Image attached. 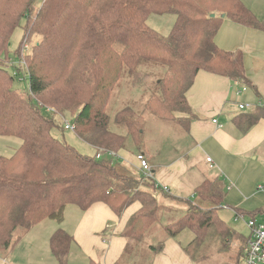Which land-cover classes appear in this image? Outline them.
Here are the masks:
<instances>
[{
	"label": "trees",
	"instance_id": "obj_1",
	"mask_svg": "<svg viewBox=\"0 0 264 264\" xmlns=\"http://www.w3.org/2000/svg\"><path fill=\"white\" fill-rule=\"evenodd\" d=\"M36 1L0 0V137L20 141L9 157L0 156V257L41 222L60 225L67 206L86 210L103 203L120 215L138 202L140 209L123 232L128 247L115 264H150L166 238L195 264L205 263L204 248L227 249L238 240L241 250L233 264H239L247 239L218 218L223 200L218 181H204L196 191L208 208L167 196L186 208L172 219V211L158 205L152 181L120 173L113 160L94 156L120 150L144 154L146 115L184 129L191 116L185 95L199 70L248 85L240 54L217 48L214 36L224 17L258 30L264 23L240 0ZM150 14L175 16L168 36L147 26ZM22 19L18 57L26 67V93L14 87L21 68L15 76L6 70L13 65L10 38ZM33 35L39 40L25 57L23 47ZM122 87L129 90L123 98ZM68 114L72 132L93 155H82L52 135L55 118ZM261 119L264 108L239 116L236 124L245 132ZM163 220L168 222L162 225ZM157 226L163 238L139 256ZM71 240L61 229L51 235L50 253L58 264H67Z\"/></svg>",
	"mask_w": 264,
	"mask_h": 264
},
{
	"label": "crops",
	"instance_id": "obj_2",
	"mask_svg": "<svg viewBox=\"0 0 264 264\" xmlns=\"http://www.w3.org/2000/svg\"><path fill=\"white\" fill-rule=\"evenodd\" d=\"M240 2L256 20L264 23V0ZM214 43L220 50L240 54L248 85L204 70L196 73L185 95L191 116L183 129L184 138L172 150H168L169 144L156 147L157 137L154 136L149 141L151 145H147L144 150L145 159L153 173L152 182L156 188L153 195L156 200L162 195H168L194 201L197 200L196 191L204 181L216 180L222 188V208L230 209L244 219L254 218L256 222H262L264 119L243 132L237 126L236 118L264 108V30L249 28L224 17L214 36ZM239 104L249 105L251 110L240 111ZM212 120H217V124H213ZM163 149L171 157L175 155L166 163H162V159L167 157H163ZM117 158L123 160L119 166L121 170L137 174V179L141 178L134 152L120 150ZM206 158L211 159L212 168ZM68 207L77 210H69ZM139 209L138 202L124 209L120 215L103 203H95L86 210L67 206L60 224V229L72 238L67 264L118 262L129 242L123 235L125 226ZM39 225L32 228L6 257H0V262L32 264L30 252L31 248H36L31 242L26 243L24 248L22 246L27 239L38 238L33 229ZM50 230L49 252L50 237L56 231ZM34 257H38L37 260L42 264H58L52 254L50 259L44 251L41 253L37 250ZM150 264L195 263L190 261L174 239L166 238L163 249L152 257Z\"/></svg>",
	"mask_w": 264,
	"mask_h": 264
},
{
	"label": "rangeland",
	"instance_id": "obj_3",
	"mask_svg": "<svg viewBox=\"0 0 264 264\" xmlns=\"http://www.w3.org/2000/svg\"><path fill=\"white\" fill-rule=\"evenodd\" d=\"M40 4V0L36 1V5ZM38 7V6H36ZM35 7V8H36ZM175 22V16L172 14H163V15H157V14H150L146 20V24L149 28H151L152 30H154L156 33H158L160 36L166 37L170 34L173 25ZM25 24V20L22 19L19 23V26L14 30L11 38H10V44L8 46V59L10 60V63H12L13 65L11 66V64L6 68L3 64H1L4 68H6V70L8 71L9 74L13 75V73L15 72L16 69L21 68V72H19L18 77L20 76V78H17L15 83H14V87L17 91L22 92V93H26L28 90V81H27V72H26V67L24 66V64L22 63V61L20 60V58L18 57V53L20 52L21 47V43L23 41V37H24V32H23V26ZM39 40V38L33 35V37H31L30 41L27 42V44H25L24 48V56L27 57L31 54L32 52V47L34 45V42H37ZM20 71V69L18 70ZM21 79V80H19ZM126 92H129V90L127 91L125 87H122L120 89L119 95L121 96V98L125 97ZM135 99H139L140 97L138 96V93H136L134 95ZM118 105V103H117ZM120 105H122V103H120ZM123 107V106H122ZM121 107V108H122ZM117 108H120V106H118ZM116 108V109H117ZM119 110V109H118ZM114 113V111L112 112ZM71 115V114H70ZM70 115H66V117L64 119L56 117L55 119V123H56V127H54L51 131L52 135L60 140L63 141L65 143H67L68 145L72 146L76 151H78L80 154L82 155H93V148L90 147L89 145H87L86 143L82 142L75 134L74 132L70 131V130H62L64 127V123L66 122H70L71 121V117ZM113 130V128H112ZM156 138V147H160L166 144H169V148H167L168 150H172V147L175 146V144H177L179 142V140H181L182 138H184V131H183V127H181L179 124L178 125H172V124H168L166 122H163L161 120H157L154 119L148 115L145 116V137H146V146L147 145H151V140H153V138ZM20 145V141L16 138L13 137H0V156L3 157H9L15 149H17ZM166 149V148H165ZM165 149H163V157L167 155L166 159L163 158V162L162 163H166V160L171 159L172 157H174L175 155L172 154L173 156L171 157L170 153L167 154ZM136 152L135 150H131L130 152ZM136 154V153H135ZM114 163V165L116 166V169L120 172V173H124L127 174L129 176L135 177L137 176V174H133L132 172H128V171H123L121 170V168L119 166H121L120 164L123 162V160L119 161V160H113L112 161ZM117 162V163H116ZM119 163V164H118ZM137 178V177H135ZM225 193V192H224ZM168 195H162L160 197H158L157 203L158 205H160L165 210H171L172 214L171 217L172 219H174L178 213V211L180 209H183V211L186 210L185 206L175 200L172 199H168L166 198ZM193 203H195L196 205H200L203 208H208L209 205L207 204H202L200 201L198 200H194L192 201ZM69 210H77L74 207H68ZM177 211V212H175ZM78 214H80L79 212H77ZM217 216L218 218L224 222L227 227L229 229H231L232 231H234L235 233H237L238 235L242 236V237H246V234L249 232L248 228L246 226L248 220L244 219L243 217L240 216H235V213L232 212V210L228 209H224L222 207H220V209L217 211ZM168 221H161L162 225H165ZM64 226V225H63ZM35 228V227H34ZM65 228V227H63ZM54 232L55 230L60 229V225L56 224L53 221H49V220H45L43 222H41V224L36 227V229H33L34 233H36L38 235V238L35 240L33 239H27L28 241H25L23 244L24 246H22V248H24L26 246V243L31 242V244L36 248L33 249L31 248V252L30 254L32 255V264H42V262H39L37 260L38 257H34V254L37 250H39L41 253L44 251L45 253L49 254V258L51 256L50 252H49V248H48V237L51 233V230ZM39 230V231H38ZM163 233L161 232V227H155L154 229V234L151 235L150 237L146 238V241L143 243V246L140 247V251H139V256L141 255H147L148 251L145 250L146 246L149 243L152 242H158L163 238ZM249 234V233H248ZM32 236V235H30ZM182 240H184V237H181ZM240 243L238 242V240L233 239L231 243H229V245L227 246V249L221 248L222 246H219L217 248V246H210L204 249H208L206 251V258H205V263L204 264H233L234 260H235V255L237 253H239V251L241 250V248H239ZM128 247V246H127ZM126 247V249H127ZM203 249V250H204ZM223 250V251H221ZM3 258V257H2ZM51 259V258H50ZM121 259V258H120ZM21 260V259H20ZM0 264H2L0 262ZM137 264H145V262H139ZM239 264H243L242 263V259L239 260Z\"/></svg>",
	"mask_w": 264,
	"mask_h": 264
},
{
	"label": "built area",
	"instance_id": "obj_4",
	"mask_svg": "<svg viewBox=\"0 0 264 264\" xmlns=\"http://www.w3.org/2000/svg\"><path fill=\"white\" fill-rule=\"evenodd\" d=\"M15 76V74L13 73ZM240 111H250L249 105H238ZM213 124H217V120H212ZM219 126V125H218ZM64 130L73 131V125L70 122L64 123ZM95 159H110L117 160V153L113 151L97 152ZM136 160L138 163V170L141 174V178L144 181H152L153 173L150 165L145 159L144 154H136ZM206 162L210 164L212 168V161L210 158H206ZM165 190V189H164ZM249 234L247 237L246 250L244 251L243 264H264V221L256 222L255 220H248L246 224Z\"/></svg>",
	"mask_w": 264,
	"mask_h": 264
},
{
	"label": "water",
	"instance_id": "obj_5",
	"mask_svg": "<svg viewBox=\"0 0 264 264\" xmlns=\"http://www.w3.org/2000/svg\"><path fill=\"white\" fill-rule=\"evenodd\" d=\"M212 17V16H211ZM223 17V16H222Z\"/></svg>",
	"mask_w": 264,
	"mask_h": 264
}]
</instances>
